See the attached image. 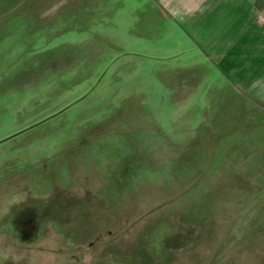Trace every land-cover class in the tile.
<instances>
[{"label":"rangeland","instance_id":"374dc122","mask_svg":"<svg viewBox=\"0 0 264 264\" xmlns=\"http://www.w3.org/2000/svg\"><path fill=\"white\" fill-rule=\"evenodd\" d=\"M147 12L37 0L1 39L0 264H264V105Z\"/></svg>","mask_w":264,"mask_h":264},{"label":"crops","instance_id":"0c3cea01","mask_svg":"<svg viewBox=\"0 0 264 264\" xmlns=\"http://www.w3.org/2000/svg\"><path fill=\"white\" fill-rule=\"evenodd\" d=\"M139 11L151 26L158 17L179 27L232 83L264 105V0H116ZM176 23V22H175ZM177 24V23H176Z\"/></svg>","mask_w":264,"mask_h":264},{"label":"water","instance_id":"95a60500","mask_svg":"<svg viewBox=\"0 0 264 264\" xmlns=\"http://www.w3.org/2000/svg\"><path fill=\"white\" fill-rule=\"evenodd\" d=\"M37 0H0V41Z\"/></svg>","mask_w":264,"mask_h":264}]
</instances>
